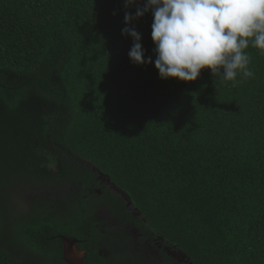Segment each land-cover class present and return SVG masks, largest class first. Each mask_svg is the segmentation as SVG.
I'll return each instance as SVG.
<instances>
[{"label":"trees","instance_id":"obj_1","mask_svg":"<svg viewBox=\"0 0 264 264\" xmlns=\"http://www.w3.org/2000/svg\"><path fill=\"white\" fill-rule=\"evenodd\" d=\"M89 165L191 264H264V0H0V264L104 262L97 210L134 220Z\"/></svg>","mask_w":264,"mask_h":264},{"label":"flooded vegetation","instance_id":"obj_2","mask_svg":"<svg viewBox=\"0 0 264 264\" xmlns=\"http://www.w3.org/2000/svg\"><path fill=\"white\" fill-rule=\"evenodd\" d=\"M92 172H95L97 175L95 180L98 182L100 186L98 189L89 192H95L97 195L102 194L101 192L104 190H109L116 197H120L121 200L126 204V208L130 212V216L133 218L134 222H130L127 224H119L117 218L110 215L107 209L104 207H100L97 210V217L100 221H109V223L105 224L103 229L96 230L98 235L97 247L95 248L98 258L104 262L101 264H170V263H180V264H191L190 259H185L182 256L181 251L168 244L162 237H160L157 233L154 232H146L144 226L140 223L143 221L140 213L132 207L127 201V199L120 193L117 186L111 181V179L100 173L94 166H90ZM5 186V185H3ZM64 188H61V191H64ZM27 199V205H24V208L18 206V212L20 213V217H25L32 209V196L25 194ZM86 197V196H84ZM34 200V199H33ZM144 222V221H143ZM46 223L43 228L42 235L48 234L50 232L49 225ZM37 225V224H36ZM120 231H115L120 228ZM21 230V229H20ZM42 230V229H41ZM112 231H114V235H112ZM99 232L104 234L105 236L100 240ZM58 234L57 237H59ZM124 235H126L125 239H120ZM56 239H53L52 242L55 243ZM128 240V241H127ZM47 241V240H46ZM82 240L76 242V246L84 252V261L86 264H91L90 259L87 254H91L94 248L85 249L81 248ZM14 250V253H28L30 250L23 242L18 243L17 240H14L10 237L8 233H0V250L1 249ZM15 255L11 259H26L24 256ZM29 259V258H28ZM172 261V262H171ZM66 264V263H65Z\"/></svg>","mask_w":264,"mask_h":264},{"label":"water","instance_id":"obj_3","mask_svg":"<svg viewBox=\"0 0 264 264\" xmlns=\"http://www.w3.org/2000/svg\"><path fill=\"white\" fill-rule=\"evenodd\" d=\"M117 188L127 199L128 203L132 205V201L128 194L121 188ZM59 238L62 242V259L66 264H86L84 261V252L76 246L77 239L66 235H59ZM182 256L184 255L182 254Z\"/></svg>","mask_w":264,"mask_h":264},{"label":"rangeland","instance_id":"obj_4","mask_svg":"<svg viewBox=\"0 0 264 264\" xmlns=\"http://www.w3.org/2000/svg\"><path fill=\"white\" fill-rule=\"evenodd\" d=\"M8 164L9 163H6L2 165V167H5ZM89 166H92V165H89ZM94 169L96 168L94 167ZM12 199L15 201V204H17V206L21 207V209L24 208V205H27V199L22 193H15V196H12Z\"/></svg>","mask_w":264,"mask_h":264}]
</instances>
